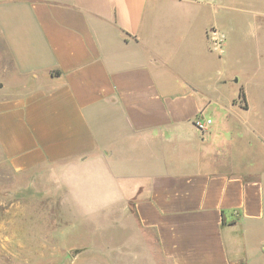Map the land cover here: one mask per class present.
Instances as JSON below:
<instances>
[{"label": "crops", "instance_id": "obj_1", "mask_svg": "<svg viewBox=\"0 0 264 264\" xmlns=\"http://www.w3.org/2000/svg\"><path fill=\"white\" fill-rule=\"evenodd\" d=\"M249 38L264 0H0V169L63 195L96 264H264V115L226 94Z\"/></svg>", "mask_w": 264, "mask_h": 264}, {"label": "rangeland", "instance_id": "obj_2", "mask_svg": "<svg viewBox=\"0 0 264 264\" xmlns=\"http://www.w3.org/2000/svg\"><path fill=\"white\" fill-rule=\"evenodd\" d=\"M255 14V9L243 12L248 18H254ZM241 56L240 65H226L225 76L229 79L226 94L236 96L238 86L242 85L250 113L264 115V91L259 88L261 81L257 76L260 59L264 65V46L249 38ZM0 61L7 63L1 46ZM261 121L260 127L264 129V117ZM46 187L45 184L43 188ZM31 193V178L22 181L9 169H0V238H3L0 264H96L99 255L110 258L111 247L101 248L95 232H87L81 239L79 220L71 221L64 214L63 195H41L34 200ZM110 231L109 225L104 240L111 241Z\"/></svg>", "mask_w": 264, "mask_h": 264}, {"label": "built area", "instance_id": "obj_3", "mask_svg": "<svg viewBox=\"0 0 264 264\" xmlns=\"http://www.w3.org/2000/svg\"><path fill=\"white\" fill-rule=\"evenodd\" d=\"M206 36L210 43V50L220 56L225 43V37L215 28L208 29ZM209 124L210 120L208 119L197 118L194 121V125L200 130L205 129Z\"/></svg>", "mask_w": 264, "mask_h": 264}, {"label": "trees", "instance_id": "obj_4", "mask_svg": "<svg viewBox=\"0 0 264 264\" xmlns=\"http://www.w3.org/2000/svg\"><path fill=\"white\" fill-rule=\"evenodd\" d=\"M239 97H244V92L242 88L239 89Z\"/></svg>", "mask_w": 264, "mask_h": 264}]
</instances>
